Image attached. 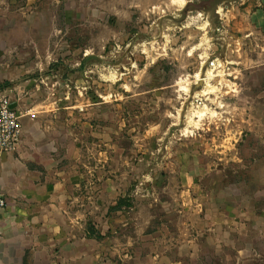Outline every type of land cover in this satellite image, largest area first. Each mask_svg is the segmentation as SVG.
I'll list each match as a JSON object with an SVG mask.
<instances>
[{"label": "rangeland", "instance_id": "obj_1", "mask_svg": "<svg viewBox=\"0 0 264 264\" xmlns=\"http://www.w3.org/2000/svg\"><path fill=\"white\" fill-rule=\"evenodd\" d=\"M0 27L42 62L28 75L58 109L87 231L128 242L132 258L177 259L186 206L253 195L264 209V0H0ZM252 239L261 255L246 264L263 263Z\"/></svg>", "mask_w": 264, "mask_h": 264}, {"label": "crops", "instance_id": "obj_2", "mask_svg": "<svg viewBox=\"0 0 264 264\" xmlns=\"http://www.w3.org/2000/svg\"><path fill=\"white\" fill-rule=\"evenodd\" d=\"M5 34L12 35L0 27V98L18 113L22 137L16 151L0 155V198L5 202L0 209V264H148L153 259L150 264H179L184 256L197 264L203 257L197 252L200 234L204 244L215 247L210 257H204L208 264L259 262L261 250L252 235L258 230L264 240V209L257 207L253 195L251 204L197 200L201 210L190 204L179 211L185 222L177 234V259L168 254L132 258L128 242L117 248L115 238L106 237L103 229L87 231L82 215L73 208L78 207L71 191L76 178L63 166L58 109L45 107L36 75H28L42 62L38 65L22 56Z\"/></svg>", "mask_w": 264, "mask_h": 264}, {"label": "built area", "instance_id": "obj_3", "mask_svg": "<svg viewBox=\"0 0 264 264\" xmlns=\"http://www.w3.org/2000/svg\"><path fill=\"white\" fill-rule=\"evenodd\" d=\"M22 133L18 113L9 106L6 99L0 98V155L18 149ZM5 202L0 198V209Z\"/></svg>", "mask_w": 264, "mask_h": 264}, {"label": "bare ground", "instance_id": "obj_4", "mask_svg": "<svg viewBox=\"0 0 264 264\" xmlns=\"http://www.w3.org/2000/svg\"><path fill=\"white\" fill-rule=\"evenodd\" d=\"M196 80H197V82H202L203 84H202V89L200 90V91H202V92H200V94H205V92H209V91H212L213 90V87H210L208 84H207V82H205V78H202V76L201 75H196ZM208 78H209V76H208ZM201 85V84H200ZM205 110H206V107L205 106H202V107H197L195 110H190V111H188V113H187V111H186V113H187V118L189 119V120H191L192 119V117L193 118H200V117H202V116H204V113H205ZM186 117V116H185Z\"/></svg>", "mask_w": 264, "mask_h": 264}, {"label": "trees", "instance_id": "obj_5", "mask_svg": "<svg viewBox=\"0 0 264 264\" xmlns=\"http://www.w3.org/2000/svg\"><path fill=\"white\" fill-rule=\"evenodd\" d=\"M120 202H121V201H119V203H118L117 207L120 205Z\"/></svg>", "mask_w": 264, "mask_h": 264}]
</instances>
